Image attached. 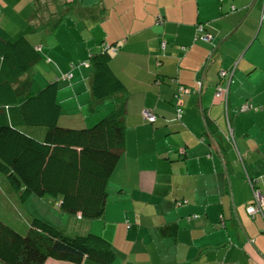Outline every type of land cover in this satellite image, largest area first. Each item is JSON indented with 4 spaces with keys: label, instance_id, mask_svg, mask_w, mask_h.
<instances>
[{
    "label": "crops",
    "instance_id": "1",
    "mask_svg": "<svg viewBox=\"0 0 264 264\" xmlns=\"http://www.w3.org/2000/svg\"><path fill=\"white\" fill-rule=\"evenodd\" d=\"M263 6L264 0H0V38L36 28L28 36L42 55L20 82L32 81L36 90L59 80L63 125L90 126L116 107L115 97L93 98L92 69L83 65L91 53L117 45L110 64L126 85L125 146L103 217L28 211L22 225L34 215L67 233L99 234L117 252L113 264H264V216L248 214L246 180L258 177L264 189ZM38 62L46 83L34 70ZM218 86L228 89L227 102ZM245 103L254 107L242 112ZM146 110L157 115L155 124L144 120ZM21 205L14 200L11 222L20 221L13 215Z\"/></svg>",
    "mask_w": 264,
    "mask_h": 264
},
{
    "label": "trees",
    "instance_id": "2",
    "mask_svg": "<svg viewBox=\"0 0 264 264\" xmlns=\"http://www.w3.org/2000/svg\"><path fill=\"white\" fill-rule=\"evenodd\" d=\"M35 30L29 26L9 39L0 38V195L5 196L3 205L10 207L8 211L2 206L0 211V261L113 264L117 252L111 241L99 234L67 233L34 215L29 216L27 226L7 218L13 208L10 201L24 204L33 195L52 198L63 214L103 217L108 184L126 140V85L110 64L117 45H104L83 63L92 69L93 98L115 97V109L90 126H66L60 121L63 108L58 98L59 80L49 81L38 91L31 88L32 81L29 85L20 82L42 55L28 37ZM161 44L164 47L165 41ZM174 99L176 118L180 119L183 102L177 93ZM154 115L155 119L149 120L143 113L149 124L158 120ZM250 179L258 180L255 185L264 193L261 180L246 174L249 184ZM253 202L252 190L247 212Z\"/></svg>",
    "mask_w": 264,
    "mask_h": 264
},
{
    "label": "rangeland",
    "instance_id": "3",
    "mask_svg": "<svg viewBox=\"0 0 264 264\" xmlns=\"http://www.w3.org/2000/svg\"><path fill=\"white\" fill-rule=\"evenodd\" d=\"M41 36V35H40ZM29 37V36H28ZM44 37V36H43ZM50 37V36H49ZM30 40H31V37H30ZM44 41H49L48 38H45ZM46 65V64H44ZM34 70H39V72L36 74H39L43 79H46L45 83L49 80L48 79V76H45L44 73H45V68L43 66V63L42 62H38V64L36 63L34 65ZM39 80V79H38ZM39 82V81H38ZM49 82V81H48ZM47 82V83H48ZM83 82V85L86 87V84L84 82V80H82ZM40 83V82H39ZM46 83V84H47ZM45 84V85H46ZM36 87H37V84H35ZM62 85V84H61ZM90 87V86H89ZM38 89V88H37ZM36 89V90H37ZM38 91V90H37ZM3 186H6V178L3 177ZM1 192V191H0ZM0 211H2V206L3 204H5V196L4 195H0ZM57 203L50 197H45V198H39L35 195H33L32 197H30V200H28L25 205H21V208H19V210L16 211V213L13 215L15 217H17L20 221H24L25 220V217L27 216V212L28 211H31L33 213H36L38 215H40L39 213H41L42 215H47V213H50L52 214L53 211L54 212H59V215L63 216L62 213L58 210L57 208ZM12 205L14 207V200H12ZM23 206V207H22ZM12 208V207H11ZM10 209V208H9ZM9 209H7L9 211ZM53 210V211H52ZM12 211H13V208H12ZM39 217V216H37ZM42 218V217H40ZM54 225V224H53Z\"/></svg>",
    "mask_w": 264,
    "mask_h": 264
},
{
    "label": "built area",
    "instance_id": "4",
    "mask_svg": "<svg viewBox=\"0 0 264 264\" xmlns=\"http://www.w3.org/2000/svg\"><path fill=\"white\" fill-rule=\"evenodd\" d=\"M263 17H264V6H263ZM203 29H204V27L202 25H200L198 27V30H200V31H202ZM199 37L205 41H209L212 39V36H210L209 34H203V35H200ZM220 73L222 76H224L226 71L222 70ZM200 84H201V82H200ZM184 91H185V88L183 86L182 87L180 86V88L178 89V93H177L178 97H180V94ZM216 93H217V95L225 98L226 102H227L228 89L225 90V89H222L220 86H218ZM253 107L254 106L252 104L245 103V104L241 105L240 111L244 112V111H247ZM144 116L149 120L155 119V115L153 113L147 111V110L144 112ZM249 181H250V185L252 187L253 194H254V202L248 207V212L250 214H256V213H262L263 214L264 213V193L262 190H260L255 185V183L256 184L258 183V180L252 181L250 179Z\"/></svg>",
    "mask_w": 264,
    "mask_h": 264
}]
</instances>
